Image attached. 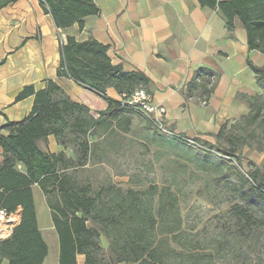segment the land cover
I'll use <instances>...</instances> for the list:
<instances>
[{
    "label": "trees",
    "instance_id": "16d2710c",
    "mask_svg": "<svg viewBox=\"0 0 264 264\" xmlns=\"http://www.w3.org/2000/svg\"><path fill=\"white\" fill-rule=\"evenodd\" d=\"M16 1L0 0V8ZM40 2L58 29L78 24L83 31L84 19L100 14L96 0ZM200 2L218 6L230 30L236 20L240 21L249 50L264 54V0ZM108 49L95 40L79 42L75 37L61 43L58 76L72 79L108 102L98 118L49 80L41 91L33 85L24 87L16 102L34 96L30 115L0 128V209L20 211V222L11 238L0 243V264H44L48 256L49 247L38 224L34 186L41 189L58 233L60 264H78V256H84V264H215V257L223 251V246L207 251L199 235L184 229L179 198L168 186L150 184L145 190H133L107 183L96 189L78 179L75 170L93 163L96 150L102 146L95 139L108 142L116 128L130 131L136 112L123 103L140 90L151 95V81L143 73H127L114 66ZM248 64L256 76L264 78V66L250 59ZM199 84H204L199 77L193 79L185 95ZM109 88L116 89L123 100L108 98ZM214 88L205 87L208 95ZM49 136H54L65 152L54 154L43 149L40 143L47 145ZM70 148L75 157L67 156ZM219 153L234 156L229 149ZM250 179L252 183L244 182L246 195L264 206V174L257 169ZM240 213L248 224L256 223L249 209H240ZM102 240L108 242L109 254L104 253Z\"/></svg>",
    "mask_w": 264,
    "mask_h": 264
},
{
    "label": "crops",
    "instance_id": "0c3cea01",
    "mask_svg": "<svg viewBox=\"0 0 264 264\" xmlns=\"http://www.w3.org/2000/svg\"><path fill=\"white\" fill-rule=\"evenodd\" d=\"M96 4L100 14L85 18L83 31L78 24L58 29L40 0H17L0 8V128L30 115L34 96L16 102L24 87L33 85L41 91L49 80L71 100L87 106L95 118L108 108V102L97 93L58 76L61 43L67 37L108 46L114 66L127 73H143L151 81L149 92L154 104L166 110L164 128H158L151 115L134 107L132 124L134 116L144 119L157 138L158 150L170 144L182 145L183 140H203L237 117L242 108L238 107L237 95L254 87L248 60L264 66V54L249 50L240 21L236 20L230 30L220 8L204 6L200 0H96ZM196 77L204 84L186 96L188 85ZM213 85L208 95L205 87ZM106 95L123 100L114 88ZM46 147L54 154L65 152L54 136H49ZM2 160L0 150V164ZM37 217L49 247L44 264H60V241L52 217L44 221V228L38 213ZM80 261L84 264L78 256V264Z\"/></svg>",
    "mask_w": 264,
    "mask_h": 264
},
{
    "label": "rangeland",
    "instance_id": "374dc122",
    "mask_svg": "<svg viewBox=\"0 0 264 264\" xmlns=\"http://www.w3.org/2000/svg\"><path fill=\"white\" fill-rule=\"evenodd\" d=\"M253 81V90L237 95L242 106L237 117L217 134L158 150L157 138L137 115L129 132L116 128L108 142L94 140L102 146L93 163L75 170L78 179L96 189L107 183L133 190L168 186L179 198L184 229L199 235L207 251L223 246L215 264H264V206L249 199L244 184L252 183L250 174L257 169L264 174V78L254 74ZM219 149H229L234 156L221 155ZM66 154L75 157L72 148ZM34 191L44 228L51 213L41 189ZM240 209H249L256 223L248 224ZM102 246L109 254L108 242L102 240Z\"/></svg>",
    "mask_w": 264,
    "mask_h": 264
},
{
    "label": "built area",
    "instance_id": "2783aa9c",
    "mask_svg": "<svg viewBox=\"0 0 264 264\" xmlns=\"http://www.w3.org/2000/svg\"><path fill=\"white\" fill-rule=\"evenodd\" d=\"M123 105L134 107L143 113L152 116L153 122L160 129L164 128V116L166 110L154 104L152 96L144 90H140L133 94L131 98ZM20 211L17 213H9L4 209H0V243L11 238L14 228L19 224Z\"/></svg>",
    "mask_w": 264,
    "mask_h": 264
}]
</instances>
